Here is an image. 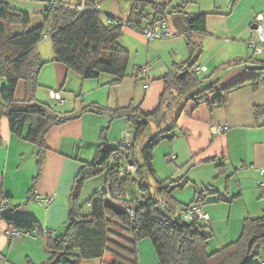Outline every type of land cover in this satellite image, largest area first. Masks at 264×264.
<instances>
[{
    "label": "trees",
    "instance_id": "1",
    "mask_svg": "<svg viewBox=\"0 0 264 264\" xmlns=\"http://www.w3.org/2000/svg\"><path fill=\"white\" fill-rule=\"evenodd\" d=\"M81 4L85 6L83 10L79 9ZM147 4L152 12L145 13ZM32 14L0 0V121L5 117L11 133L36 145L39 163L48 148L45 143L48 131L79 118L84 112L106 113L109 122L124 118L133 134L132 139L127 136L122 139H128V145L122 142L110 145L105 139L104 126L95 144V157L88 161L76 156L80 167L67 196L65 230L60 234L47 232V256L38 264H79L96 258H105L108 264H138L137 244L145 237L151 240L158 264H259L248 260L258 258L264 247V193L259 187V198L263 201L261 214L244 217L238 238L210 252L207 250L210 233H206L209 223L185 217L193 203L202 205L203 195L196 192L189 204L176 203L171 193L183 186L186 177L157 178L152 160L160 140L170 141L184 133L180 128L177 133L174 128L188 102H193L194 108L201 102L218 107L243 81L257 87L264 82V60L251 57L237 60L234 64H245L250 74L223 87L218 79H212V74L202 78L195 74L193 61L172 63L161 76L163 91L158 105L149 113L131 105L109 107L97 102L83 103L77 112H62L36 97L40 86L38 75L45 63L35 49L37 44L48 37L53 61L64 64L82 80L107 73L112 76L109 84L115 86L125 77L130 57L129 50L120 43L124 23L100 12L95 0H81L76 5L66 0H50L41 12V21L30 26ZM168 19L176 29L174 33L185 36L188 46L193 45L191 34L206 32L205 12L191 14L184 5L168 10L165 4L155 0H135L126 25L143 36L142 28ZM20 82L24 96L16 99ZM254 111L264 113V105L256 106ZM169 112L174 113L167 119ZM151 117L162 128L143 141L136 156L135 141L148 128ZM217 167L221 168V163ZM100 172L106 173L104 185L82 202L80 194L86 179ZM147 176L152 183L144 181ZM132 182H139L141 195L125 199L122 192ZM0 221L9 228L42 231L35 219L18 217L7 206L0 208Z\"/></svg>",
    "mask_w": 264,
    "mask_h": 264
},
{
    "label": "crops",
    "instance_id": "2",
    "mask_svg": "<svg viewBox=\"0 0 264 264\" xmlns=\"http://www.w3.org/2000/svg\"><path fill=\"white\" fill-rule=\"evenodd\" d=\"M7 1L14 8L27 12L30 10L33 13L30 26H33L41 21V12L50 0H22L21 3L18 0ZM155 1L165 4L168 10L184 5L185 11L188 13H206V32L203 34L193 33L190 38L196 43V46H204L206 41L218 43L217 47L211 49L207 59H204L207 62H197L199 54L193 60L195 66L202 64L205 67V73L213 68L208 74H212V79H215L219 72L221 73L220 70L225 65H232V62L246 58L243 57L244 50L248 47V40L252 38L255 21L262 18L264 24V0ZM66 2L76 5L81 0H66ZM95 2L100 12L124 23L122 37L124 34H129L139 41L150 43L152 39L146 40L136 29L126 25L135 0H95ZM147 12H152V8L148 4L145 6V13ZM166 22V26L172 34L170 36H178L174 33L176 29L171 20L168 19ZM182 36L186 41L185 36ZM45 38L48 39V37ZM163 43H166L168 50L173 52L174 57L171 63L162 61L158 64L150 61L152 59L151 46L156 45L155 48H157L165 44L159 45L155 42L149 44L146 49L139 46L138 49L141 48L145 53V59L140 61L141 64L135 63L131 70L126 69L125 77L115 86L109 84L112 76L101 80L102 76L100 75L95 82L96 85L93 82L88 84L91 86L89 89L96 90V93L91 95L90 99L84 97L85 102L89 100L88 102H97L109 107L131 105L140 107L146 113L152 112L157 107L159 95L163 91L161 76L172 63L187 61L193 53L192 48H189L192 46H188L186 42L187 51L185 54L179 55L180 57H176L175 40ZM35 49L45 60L38 75L40 86L49 88L47 97L50 99L51 88H59L60 90L54 91L60 93L63 102L59 103L65 107L66 100L61 91L68 75L70 74L72 79H76L78 84H81V92H83L86 81L72 71H68L64 64L53 61L52 49L49 51L47 46L40 44H37ZM231 69L225 77L217 78L220 86H228L244 80L250 74L247 66H236ZM23 96L24 86L20 82L16 88L15 98L21 99ZM259 105H264V82L254 88L249 81H243L239 87L233 89L226 102L221 106L212 108L200 103L194 108L193 102H188L178 118V124L181 125L180 129L184 133H179L169 141V152L165 155L166 161L175 160L183 167L199 160L213 159L218 164L221 163V167L225 171H228L229 168L231 173L239 172L241 175L240 188L234 194H238L242 198L241 205L245 206V209L236 211L234 216L236 224L234 223V227L230 228L225 233V237L223 236L217 242L219 248L236 240L237 220L240 219L238 221L240 226L244 217L250 216L252 212L254 216H258L261 209L259 202L255 199L259 193L257 182L264 180V113L256 114L254 111V108ZM173 113H170L168 118ZM91 115L92 112H85L80 119L77 118L51 128L45 136L48 148L43 153L41 163L38 162L36 145L11 133L7 119L5 117L1 119L0 205L5 201L7 209L13 208L14 215L35 219L42 230L39 233L31 230V236L21 235L18 238L10 239L3 234L9 226L0 221V254L11 264L42 262L47 256V232L54 234L64 232L67 217V196L74 176L80 167V163L76 159L77 150H80L79 147L84 145L93 147L99 140L96 132L97 126L85 124L88 120L89 122L90 120L95 121ZM105 119L109 121L108 116ZM117 119L119 120L115 124V129L118 131V136L121 132L123 134L126 132L125 137L132 139L133 134L128 130L131 128L130 124L124 118ZM213 126H222L224 131L214 135L212 133ZM171 156H175V158H171ZM170 178L174 179V176ZM101 185V180L96 181L94 188H100ZM35 196L51 197V201L49 205H46L36 201ZM213 207L212 205L204 206L203 203L201 205L202 210L209 216L211 235H213L217 222H219L218 219H220ZM232 213L233 206L231 205L228 212L229 220ZM143 241H138V248L143 244ZM262 262H264V256L259 259V264ZM79 264L108 263L105 258H96L82 260Z\"/></svg>",
    "mask_w": 264,
    "mask_h": 264
},
{
    "label": "rangeland",
    "instance_id": "3",
    "mask_svg": "<svg viewBox=\"0 0 264 264\" xmlns=\"http://www.w3.org/2000/svg\"><path fill=\"white\" fill-rule=\"evenodd\" d=\"M19 3L23 2L22 0H18ZM27 12V11H26ZM30 12V10L28 11ZM170 40H175L176 42V48L175 52L177 55L176 57H180L179 55L185 54L187 51V46H186V41L184 40V37L182 35L178 36H173L169 38H161V39H152L150 43H147V41H139L138 39L132 37L129 34H124L123 37L120 39V43L124 45L129 51H130V57L127 65V70H131L132 67H134L135 63H138V65L141 64L140 61H143L145 59V53L144 51L140 48L139 46L147 48L149 44H153L155 42L161 44H165L162 47L158 46L155 48L156 45L151 46V57L152 59L150 61H153L154 63H161L162 61H169L171 63L174 55L172 50H168L167 44L163 42H170ZM192 47V56L187 60V62L193 61L196 56L199 54L200 57L197 59V62L201 63V61H205L204 59H207L206 57L210 54L211 49L217 47V42L211 43L210 41H206L204 46H196V43L194 41ZM38 44L41 46H47V48L52 49L51 42L49 39H42ZM202 45V44H201ZM136 50H138L136 52ZM221 54V52H220ZM243 57H251L253 60L258 59V60H264V56L262 55H253L252 50L247 47V49L244 50V56ZM245 66V64H241L240 62L238 63H233L232 65L228 64L225 65L224 67L221 68V73L217 76H215V79L220 78V77H225L232 69L231 67H240V66ZM202 66V64H201ZM213 68H210L209 72L205 73V71H201L199 74V77H205L207 76ZM230 69V70H229ZM229 70V71H227ZM73 72V71H72ZM71 72V73H72ZM77 76H79L77 73L73 72ZM102 79L110 77L111 75L107 73L101 74ZM49 77V76H48ZM214 77V76H213ZM65 79V77H64ZM96 79H85L86 83L82 90L80 89L81 84H78V81L76 79H72L71 75L69 74L67 77L66 82L63 84V89H62V95L64 96L66 102H65V107H63L58 101H56L53 98L47 97V94H49V88L44 87V86H39L36 91V97L38 100L43 101L54 107L56 110L59 111H69V110H75L76 112L80 110L81 105L85 102V99H90L91 95L96 93V90H90L89 88L91 87L88 84H92L97 82ZM41 84V83H40ZM96 85V83H95ZM51 88V87H50ZM104 88V87H103ZM52 90H60L59 88L53 89ZM105 89V88H104ZM106 90V89H105ZM85 97V99H84ZM211 95L208 94L206 98H210ZM83 101V102H82ZM89 103V100H86ZM202 104H205L204 102H201ZM85 113V112H84ZM81 113L80 117L84 114ZM170 115V112L167 114V116ZM87 116V115H84ZM92 118H95V121L89 120L85 124H90L91 126H97V136L99 137L101 133L102 127H106L107 129L105 130V139L108 144L110 145H116L117 143L122 140V137H125L126 132L124 134L121 132L118 136V131L115 129V124H117L119 119H112L110 123L108 124L109 121H107L105 118H107L106 113L102 114H97V113H92ZM105 117V118H104ZM101 118V119H100ZM103 118V119H102ZM168 119V117H167ZM82 120V119H81ZM102 120V121H101ZM149 121V126L148 128L137 138L135 141L134 145V151L136 153V156L139 154V150L141 147V144L143 143L144 140L150 138L152 135L157 133L161 128L156 125L155 119L152 117L148 119ZM112 123V124H111ZM177 127L174 128L175 132H179V128H181V125L178 124L177 121ZM130 131L131 128H128ZM80 150H77V156L80 159L84 160H91L95 157V146L93 147H88L87 145H84L83 147H79ZM169 141L167 139H162L160 142L155 146L153 150V160H152V166L153 169L156 172L157 178L160 179H165V178H170L174 176V178H185L187 181L183 184L181 187H176L171 195L173 197V200L176 201L178 204H189L192 199L194 198L195 193H201L203 195V205L208 206L212 205L214 206L213 208L215 209V212H217L219 222H217V226L214 229L213 235L208 234V246L207 250L208 251H213L215 249L219 248L218 241L221 240V238L224 236L225 233L231 228L234 227V216L236 211L239 209L244 210L245 206L241 205L242 198L238 196V194H234L237 192V190L240 188L239 181L241 180V175L239 172L235 174L234 172H230L231 169L228 168V171H225L222 167L218 168L217 167V162L214 161L213 159H208V160H199L195 162L194 164H190L187 167L186 166H181L178 163L175 162V160H169L166 161V154L169 152ZM80 153V154H79ZM127 164V163H125ZM130 167V166H129ZM178 173V174H177ZM101 180L102 185H104L105 180H106V173L105 172H100L88 179H86L83 189L80 194V199L82 202L86 201L92 193L98 189L94 188V184L96 181ZM144 181L147 182H153L152 179L147 176L144 178ZM242 182V181H241ZM243 183V182H242ZM101 185V186H102ZM139 182H132L126 185L122 192V197L125 199H131V198H136L141 195V192L139 190ZM229 189V190H228ZM221 198L218 200L219 195ZM234 194V195H233ZM232 197V198H231ZM259 204L260 207L262 208L263 201L259 198V193L258 197L255 198ZM250 201V200H249ZM254 201V200H253ZM233 206V213L231 214L230 220L228 217V212L229 209ZM252 207L250 208V210ZM253 213V212H252ZM250 214L251 217H255L253 214ZM261 214V209L258 215ZM257 215V214H256ZM217 221V220H216ZM239 220H237V231L238 234L236 235L235 239L238 238L241 232V227L242 225L239 226ZM230 223V225H229ZM241 224V223H240ZM229 226V227H228ZM213 229V227H212ZM210 230L208 229L206 233H211L209 232ZM141 240L143 241V244H141L140 248H138V264H158L156 252L154 250V247L151 243V240L149 237L142 238ZM145 242V244H144ZM227 243V242H226ZM264 256V247L262 248L260 255L258 258H251L249 257L250 262H255L259 261L260 258H263Z\"/></svg>",
    "mask_w": 264,
    "mask_h": 264
},
{
    "label": "built area",
    "instance_id": "4",
    "mask_svg": "<svg viewBox=\"0 0 264 264\" xmlns=\"http://www.w3.org/2000/svg\"><path fill=\"white\" fill-rule=\"evenodd\" d=\"M85 8L84 4H81L79 6L80 10H83ZM166 21H160L158 23L152 24L151 26L144 27L141 29V32L143 36L146 39L151 38H160L163 36H170L172 35L169 29L166 26ZM248 47L252 50L253 55H262L264 56V24L262 22V18L255 21L254 29H253V35L252 38H250L247 42ZM205 67L203 66H194L192 68V71L199 75L201 71H204ZM51 98L55 99L56 101L62 103L63 99L61 98V95L58 91L50 90ZM224 131V127L222 126H213L212 127V133L214 135H217ZM120 142L129 144V140H120ZM171 158H175V156H171ZM257 186L262 190L264 193V180H259L257 182ZM34 199L39 202H43L46 205H49L51 201V197H41V196H35ZM7 206L6 202H2L0 205L1 209H4ZM185 217L187 218H198L199 220L203 221L205 224L209 223V216L206 212H204L200 206L199 203H193L185 213ZM4 235H6L10 239H15L20 237L21 235H27L31 236V232L24 231L17 228H7L4 232ZM0 264H11L6 260V258L0 254ZM261 264H264L262 262Z\"/></svg>",
    "mask_w": 264,
    "mask_h": 264
},
{
    "label": "water",
    "instance_id": "5",
    "mask_svg": "<svg viewBox=\"0 0 264 264\" xmlns=\"http://www.w3.org/2000/svg\"><path fill=\"white\" fill-rule=\"evenodd\" d=\"M255 25V24H254Z\"/></svg>",
    "mask_w": 264,
    "mask_h": 264
}]
</instances>
